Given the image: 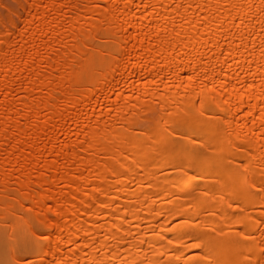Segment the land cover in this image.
<instances>
[{
  "label": "bare ground",
  "instance_id": "6f19581e",
  "mask_svg": "<svg viewBox=\"0 0 264 264\" xmlns=\"http://www.w3.org/2000/svg\"><path fill=\"white\" fill-rule=\"evenodd\" d=\"M0 264H264V0H0Z\"/></svg>",
  "mask_w": 264,
  "mask_h": 264
}]
</instances>
